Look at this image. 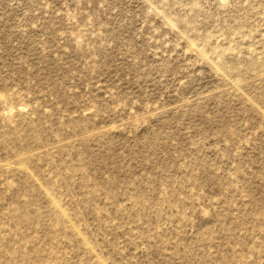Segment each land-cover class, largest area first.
Wrapping results in <instances>:
<instances>
[{
  "label": "rangeland",
  "instance_id": "374dc122",
  "mask_svg": "<svg viewBox=\"0 0 264 264\" xmlns=\"http://www.w3.org/2000/svg\"><path fill=\"white\" fill-rule=\"evenodd\" d=\"M0 264H264V0H0Z\"/></svg>",
  "mask_w": 264,
  "mask_h": 264
}]
</instances>
